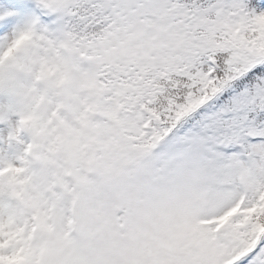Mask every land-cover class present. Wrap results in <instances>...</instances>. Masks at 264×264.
I'll use <instances>...</instances> for the list:
<instances>
[{"label": "snow or ice", "instance_id": "snow-or-ice-1", "mask_svg": "<svg viewBox=\"0 0 264 264\" xmlns=\"http://www.w3.org/2000/svg\"><path fill=\"white\" fill-rule=\"evenodd\" d=\"M0 264H264V0H0Z\"/></svg>", "mask_w": 264, "mask_h": 264}]
</instances>
